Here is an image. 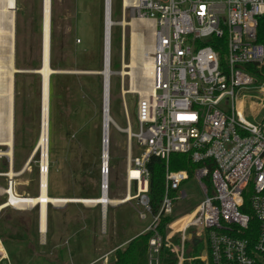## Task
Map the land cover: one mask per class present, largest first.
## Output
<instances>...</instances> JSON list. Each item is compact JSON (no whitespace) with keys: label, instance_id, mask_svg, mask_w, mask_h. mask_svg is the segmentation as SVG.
Returning <instances> with one entry per match:
<instances>
[{"label":"built area","instance_id":"1","mask_svg":"<svg viewBox=\"0 0 264 264\" xmlns=\"http://www.w3.org/2000/svg\"><path fill=\"white\" fill-rule=\"evenodd\" d=\"M123 6L124 14L130 10L138 19L151 21L153 27L150 84L122 87L123 95H139L138 130L132 129L130 118L127 120L125 195H132L126 202L138 199L144 207L140 218H147L145 211L152 215L151 225L143 231L154 232L149 240V264H160L163 245L176 253L182 264L186 242L200 240V233L203 249L188 259L199 258L205 264H264V118L258 124L250 122L245 107L247 97L257 98L255 104L264 101V44L258 41L264 0H135L128 6L123 0ZM14 9L17 13L18 0ZM128 65L124 60L122 69L126 66L129 71ZM251 90L262 94H249ZM4 93L0 92V103ZM8 136L0 122V147H4L0 159L8 167L0 171L6 183V187L0 186V214L10 208L26 210L10 200L13 194L24 196L16 185L26 166L14 169L15 139L11 149L3 142ZM173 153L189 154L194 170H172ZM152 156L166 164L165 192L157 213L149 198L151 172L147 164ZM43 173L49 174V162L45 168L42 152L40 189ZM191 177L199 182L204 198L191 213L182 215L188 216L182 229L172 228L180 216L168 223L163 237L158 230L161 219L175 216V201L187 196L184 190L179 195L181 185ZM109 178L108 150L107 155L102 151L100 196L109 197ZM192 227L198 228L197 234H188ZM176 235L179 244L173 242ZM4 258L8 255H0V262Z\"/></svg>","mask_w":264,"mask_h":264},{"label":"rangeland","instance_id":"2","mask_svg":"<svg viewBox=\"0 0 264 264\" xmlns=\"http://www.w3.org/2000/svg\"><path fill=\"white\" fill-rule=\"evenodd\" d=\"M51 6L50 52L52 49L54 64L51 67L60 73H56L54 79V127L49 131V193L62 197H99L103 75L102 88L97 91V83L92 79L95 74L87 71L104 68L105 0H52ZM16 17L15 64L26 71L15 73L14 169L22 170L26 166L17 178L16 190L31 196L40 192L42 161V150L37 149L42 121V76L36 70L42 66L43 0H18ZM111 18L114 24L110 31V69L121 71L124 60L130 64L132 26L129 23L137 17L130 10L124 14L123 0H113ZM124 20L126 25L122 23ZM152 28L151 25L142 27L147 41L153 40ZM99 66L102 70H97ZM123 86L130 88L131 77L111 73L109 111L114 120L109 129L111 199L126 193L128 118L132 129L138 130L136 103L139 95H123ZM137 86L141 88L143 84ZM99 92L100 101L95 97ZM248 93L262 94L254 90ZM255 101L257 98L247 97L246 118L258 124L264 118V101L257 104ZM133 144L135 150L136 139ZM7 168L0 159V171ZM0 186L6 187L1 177ZM182 190L187 196L175 201V218L191 213L204 198L203 189L194 177L181 185L179 195ZM132 193H135L134 187ZM81 203L67 202L60 207L49 205V230L46 235L43 233L44 242L39 231V207L4 210L0 214V255H8V258L0 264H112L114 251L108 256L106 253L136 237L152 223V215L147 211V218H140L139 212L144 207L138 199L108 205L105 211L102 205ZM176 221L173 228H178L182 222ZM197 232L198 228L192 227L188 234ZM198 236L201 237L197 243L200 250L204 237L202 233ZM189 243L188 240L187 246ZM193 249L188 247V250Z\"/></svg>","mask_w":264,"mask_h":264},{"label":"bare ground","instance_id":"3","mask_svg":"<svg viewBox=\"0 0 264 264\" xmlns=\"http://www.w3.org/2000/svg\"><path fill=\"white\" fill-rule=\"evenodd\" d=\"M108 9L107 13V35L110 34L111 27L114 24L111 18V6L112 0H107ZM135 4V0H125V6ZM16 5L17 0H0V80L2 88L0 92L5 91L4 98L0 103V122L4 125L5 132H8L9 136L3 139L4 143H7L13 148L14 142V112H15V73L24 72L26 70L19 69L15 64V47H16ZM52 0H43V55L42 66L36 71L42 76V121L41 132L38 139L37 149L43 152V165L46 168L49 158H47L49 150V131H50V77L53 73L51 67V52H50V30H51V6ZM13 8V9H10ZM124 25L127 21L122 22ZM132 26L131 33V52H130V64L131 71H127L126 66L120 71L121 76L129 74L131 76L132 88H137L138 84H143L147 87L151 80V71L153 68L152 49L154 39L147 41L145 34L142 32V27L151 25L152 23L146 22L144 19H134L129 23ZM110 26V28H109ZM153 29V28H152ZM109 45V51L107 49V57L109 55V64L111 56V40L110 35L107 38V46ZM126 63V62H125ZM127 64V63H126ZM264 65V64H263ZM262 65V66H263ZM106 75H109V89H110V76L111 71L106 69ZM124 80V79H123ZM145 89V88H144ZM125 90V88H124ZM109 107H110V90H109ZM108 150H109V129L113 118L108 112ZM12 153V152H10ZM105 154L107 155L106 151ZM50 156V155H49ZM50 162V161H49ZM50 169V167H49ZM15 171L12 170L11 173ZM24 172L20 173L23 174ZM40 188V187H39ZM49 188V175L43 173L42 186L37 196H13L10 198L11 203L16 205L19 209H32L39 207V223L40 230L45 234L47 230V217L49 205H63L67 202H75L86 205H99L100 203L111 202L112 204L126 202L130 200L131 193L117 198L111 199L107 196L99 197H62L51 196L48 193ZM2 207H0L1 209ZM107 205L104 204L103 209L106 210ZM193 214V213H192ZM188 216H182L178 221H182L176 230L182 229ZM177 222V221H175ZM174 222V223H175ZM173 223V224H174ZM172 224V225H173ZM44 240V236H43ZM1 242V241H0Z\"/></svg>","mask_w":264,"mask_h":264},{"label":"trees","instance_id":"4","mask_svg":"<svg viewBox=\"0 0 264 264\" xmlns=\"http://www.w3.org/2000/svg\"><path fill=\"white\" fill-rule=\"evenodd\" d=\"M51 39H52V34H51ZM258 41L264 44V16L259 19ZM51 65L54 66L52 49H51ZM97 70H102V66H99V69ZM262 71L264 72V65L262 66ZM55 77H56V73L52 74L50 77V109H51L50 130H52L54 127L52 111H53V98L55 92V81H54ZM101 78L102 75L100 74H95L94 76H92V79L97 83L96 86L97 91L100 90V88H102ZM95 97L96 100L100 101L101 100L100 92L96 93ZM99 112L101 111L99 110ZM165 165H166L165 161L157 156H152L149 163L147 164L151 172L149 198L154 213H157L159 211L165 192ZM170 168L172 170L189 169L190 171H193L195 168V164L192 163L189 154L173 153L170 157ZM48 193H49V188H48ZM37 195L38 194L31 196H37ZM49 195L51 194L49 193ZM175 219L176 218L174 215L162 217L161 222L158 226V230L163 237H165L167 233L168 223L174 221ZM173 229L176 230L175 228ZM153 234L154 232L152 230L142 232L136 237L130 239L124 246H120L116 248L114 251L115 259L112 264H149V259H148L149 240L153 236ZM198 241H199L198 239L194 238L191 241H189L190 243L188 246H187L188 242H186L185 244L186 259L182 262V264H205V261L199 258H195L191 260L188 259L190 257H194L200 254L202 249L198 250L197 247ZM173 242L176 244L180 243V238L178 235L173 237ZM189 246H192L194 249L188 250ZM159 258H160V264H179V260L176 253L172 252L168 247L164 245L161 248Z\"/></svg>","mask_w":264,"mask_h":264},{"label":"water","instance_id":"5","mask_svg":"<svg viewBox=\"0 0 264 264\" xmlns=\"http://www.w3.org/2000/svg\"><path fill=\"white\" fill-rule=\"evenodd\" d=\"M108 9H110V5L108 7V2H107V0H105L104 68L102 71H87V73L103 75V100H104L103 113H104V119H103L102 151H106V153L108 151V133L106 132V127L108 128L109 90H110L109 89V75H108V77L106 75L107 66H108V71L110 70L111 73H118V71H113L110 69L109 55L107 57V49L109 51V45L107 46V38L110 35V34L107 35V13H108ZM115 24H116V22H115ZM109 28H110V26H109ZM123 40H124V36H123ZM37 73H39V72H37ZM54 73H60V71L54 70L52 74H54Z\"/></svg>","mask_w":264,"mask_h":264},{"label":"crops","instance_id":"6","mask_svg":"<svg viewBox=\"0 0 264 264\" xmlns=\"http://www.w3.org/2000/svg\"><path fill=\"white\" fill-rule=\"evenodd\" d=\"M86 198H91V197H86ZM75 203V202H74ZM82 204V203H81ZM64 205V204H63ZM84 205H86V204H84ZM50 206H53V205H50ZM50 206H49V208H50ZM60 206H62V205H58V206H55V207H60ZM86 206H94V205H86ZM40 222V221H39ZM48 230H49V210H48V217H47V230H46V234L48 233ZM39 231H40V223H39ZM144 231V230H143ZM142 231V232H143ZM141 232V233H142ZM45 234V235H46ZM40 235H41V238L43 237V232H41L40 231ZM130 240V238L128 239V240H126V241H124L121 245L122 246H124L128 241ZM45 240H43L42 239V242H44ZM5 247V246H4ZM117 248V246L114 248V249H112L110 252H108V253H106V255L108 256L109 254H111L113 251H115V249ZM5 250H6V248H5ZM7 252V251H6Z\"/></svg>","mask_w":264,"mask_h":264}]
</instances>
